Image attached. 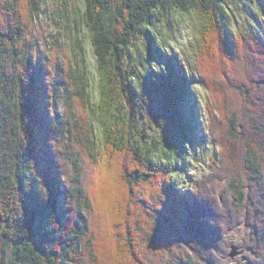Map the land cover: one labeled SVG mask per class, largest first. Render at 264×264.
I'll return each mask as SVG.
<instances>
[{"label":"trees","instance_id":"obj_1","mask_svg":"<svg viewBox=\"0 0 264 264\" xmlns=\"http://www.w3.org/2000/svg\"><path fill=\"white\" fill-rule=\"evenodd\" d=\"M46 1L0 0V264H111L114 254L101 235L107 220L95 214L96 193L91 194L92 166L98 164L95 156L103 147L108 149L105 166L117 153V166L122 165L133 183L126 193L116 187L115 210L110 207L118 228L115 235L128 247L133 264H153L157 246H163L162 253L170 250L163 242L175 233L169 235L158 224L152 227L159 215L184 234L183 241H189L206 264L220 263L213 253L219 258L218 253L228 249L229 235L248 224L240 239L249 249L244 264H264V0H59L74 61L66 64L59 56L61 64L52 61L49 69L40 64L36 41L28 40L25 25L35 22ZM177 15L190 20L196 38L194 59L204 63L199 59L202 38L209 46L206 58L225 63L227 88L233 85L230 97L220 103L225 113L216 105L206 106L211 110L208 134L221 156L216 169L221 183L209 178L211 182L197 181L188 191L171 179L185 167L187 155L179 156V151L183 153V142L193 140L196 104L190 82L168 47L181 33ZM79 22L96 59V99L88 96ZM51 43L57 52L58 44ZM213 63H208L207 73L213 72ZM203 79L201 75V85L209 87ZM58 84L66 94L62 98L68 118L55 113L45 124V107L56 104L58 94L53 91ZM147 93L162 98L163 118L154 112L144 117ZM80 104L87 109L85 117L78 111ZM33 106L41 116L37 126L31 119ZM43 123L59 135L62 163L52 153V133L42 130ZM64 165L69 175L58 169ZM155 172L169 177L167 193L160 186L136 187ZM152 202L162 209L154 210ZM101 206L110 210L108 203ZM189 258L183 264H205L199 259L190 263Z\"/></svg>","mask_w":264,"mask_h":264},{"label":"rangeland","instance_id":"obj_2","mask_svg":"<svg viewBox=\"0 0 264 264\" xmlns=\"http://www.w3.org/2000/svg\"><path fill=\"white\" fill-rule=\"evenodd\" d=\"M76 1L78 4L80 3V0H76ZM62 6L63 5H61V1L59 0H47L45 3H42V6H41L42 11H40L37 18L34 19L35 22H32V24H29V25L24 22L25 25H27L26 27L28 28V30L30 29L26 37L28 38V40L36 41L35 44L37 47L36 53L38 55V59L40 61V64L47 69L53 68L51 64L52 61H58L60 64H61V61H63L66 64L73 63L74 61L72 47L70 46L71 40L70 38L68 39L65 33L66 30L64 28V25L66 27V24H65L66 22L64 19ZM23 11L25 10L23 9ZM22 14H25V13H22ZM177 16L178 18H180L179 32L181 33H180V36H178V39L175 40L174 42H171L168 47H169V50L173 53L172 56H174V62L178 66L177 68H179L180 73L184 74L185 77L188 79V82H190L188 89H189V92L191 93L190 95L191 98L195 99L196 104H195V111L193 112V115H194V120L192 124L193 140H191V143L183 142V146H184L183 153H182V149L181 151H179V156H183V155L185 156V154L187 155L185 157L186 164H185V167L181 169L182 171L179 169V171L177 170V172H174V176H173L174 178H171V179L174 181V183L177 181L178 185L180 186V189H182L183 191H188L190 190V187L192 186L196 187L197 181L204 182V183L211 182L209 178H212V180H216L217 183L219 184L221 183V177L219 176V174L217 175L216 173V169L221 160V156H220L218 147L215 145V143L210 138L209 136L210 134H208V129H207L208 122L207 121L209 120V114L211 113L210 112L211 110L207 111L206 106H209V108H211V106L216 105L218 108L221 109L222 113H225V110L223 111V108L220 103H224V101L222 100L225 97H227L228 94L230 97V93H231L230 90H232L230 89V87H233V85L230 82L229 88H227L228 84L226 82H228L227 76H229V71H227V69L225 68L226 66L225 63L216 64L217 62L216 63H213V62L218 61V60L212 59L213 60L212 62V61H209V58H206L209 52L207 51V49L209 50V46L207 47V45H205L206 42L202 38L201 40L198 38V42L202 46L201 49L204 51V53L202 52L203 57L201 56L202 58L199 57V59H203L204 63L203 62L200 63L199 61H196V59H194L193 44L196 43L195 42L196 38L193 35V31H192L193 29L190 26L191 25L190 20L182 15L181 16L177 15ZM260 19L264 20V16L262 18L260 17ZM79 25H80L79 26L80 28H79V32L77 33V37H79L80 44L83 47V54L85 57V66L87 68L88 78L90 82L89 83L90 88L89 87L87 88V91H89L88 96L90 98L92 96L93 99H96L98 97V82H97V75H96V69H95L96 59L94 56L91 42L89 40L88 33L82 23L79 22ZM53 40H55L56 44H58L59 46V49H57V52L55 51V48L52 47L51 41ZM169 50H168V55L170 54ZM54 53H55V57L53 55ZM52 56L54 57L53 60H51ZM59 56L61 57V59L64 57V59L60 61ZM208 63L210 64L213 63L212 65H214L212 73L206 72L209 66ZM230 66L231 65L229 64L228 69L231 68ZM35 74H36V70L33 68L31 75L33 76ZM201 75L202 77L204 76L203 80L206 82L205 84H208L209 87H203L201 85L202 81H199V78L201 77ZM219 77H221L222 79H220ZM45 81H46V78L44 77V85H46L45 88H47V82ZM218 83L221 84L220 88L216 87V85L219 87ZM224 83L226 85H224ZM54 88L55 89L53 92L54 94L55 92L56 94H58V98L57 99L55 98L57 101H56V104L54 102L53 107L49 105L45 107V109L49 112L45 114L47 115V117L44 118L45 124H46V121H48V119L50 120V117L52 118V116L55 115V113L60 115L62 119L68 118V117L66 118V116L64 115V111L67 110V107H64L63 98L66 97V94L62 93L61 85H59L58 87L55 85ZM216 91L218 93L220 92L219 94L220 97L216 95ZM146 96H147V99H146L147 101L145 100L146 104H142L143 115L145 114L144 117L154 112L163 118L164 104H163L162 98L160 96H157L156 93L155 94L147 93ZM254 97L255 96H253V98ZM214 101L216 102L214 103ZM79 107H78V111H81V115L85 117L84 115H86L87 109L84 108L81 104ZM36 113H37V117H36ZM32 118L34 122H36V126L40 122H42V121L37 120V118L41 120V116H40V112L36 111L35 106H33L31 109V119ZM212 118H215V116H213ZM224 121L225 123L227 122L225 118H224ZM45 124L44 123L41 124L42 126H44L42 130H45L44 132H47L49 130L52 133V138H53L51 140L52 153L55 157H57V160L62 163L63 155H61L59 152L63 151V147L57 139L59 135L56 133V131L50 130L48 127H46L47 125ZM187 144H191V146L189 147L190 150H187ZM123 149L124 147L120 149L122 152L121 155L119 151V155H120L119 158L121 156H124ZM105 150L107 151L108 149L107 148L104 149L103 147L102 150H99L97 152V155L95 156V158L98 161V164L96 165L93 164L92 166V170H94L93 177H95L94 179L95 181H94V185L91 187V194L92 196H94V193H96V196L94 198L95 199L94 201L95 209L94 210H95V214L96 215L98 214L99 215L98 217L100 219L101 217H104L107 220L105 223L106 225L105 229L103 230L101 235L103 238H105V242H106L105 244L107 245V248H109L112 251V253L114 254L113 257H115L112 259V262L110 261V263L111 264H128L130 262L131 264H133V261L131 260H134V259L132 258L131 255L127 253L128 247L121 246L120 238L117 235H115L116 234L115 232L118 231V228L116 225H114V221H112V219L114 220V218L111 212L112 211L111 208L115 210L114 203L117 202L116 198L119 196V191L116 189V187H118L119 189L121 188L124 191V193H126L129 187L131 186L130 184H133V183L132 181L131 183L127 181L126 177L124 176L125 173L123 171V167L121 166V164L119 165V167L117 166V163H118L117 153L115 154L114 158L113 157L110 158L112 159L111 165H109L108 167L105 166V159H104L105 155L103 156V154H105ZM179 156L176 157L177 160L179 159ZM178 161L180 162V159ZM225 164L227 165L228 162H226ZM58 169L62 173L64 172L67 175H69L71 172V170H69L66 165L58 166ZM155 173L151 174V176L148 177V179L141 178V180L138 181L139 183L136 184V187L138 188L139 186L141 189L147 187L145 189H148V188H151L150 187L151 185H153V188L158 190L160 186L162 188L161 190L163 191V193L164 192L167 193V191L171 189L168 187V184H166V180L169 179V177L168 176L166 177V175H162V176L158 175L160 173H156V174ZM216 176H219V177L217 178ZM102 183H103L102 185L103 189L100 192L99 186ZM226 186L227 184L225 183V187ZM167 188L168 190H166ZM221 189L223 190L224 188L220 186V190ZM161 190L155 191V192L156 193L159 192L160 194L162 193ZM120 201H121V198H118L119 203ZM254 201L257 204V202L260 200L257 199L256 197ZM103 202L106 204L108 203L110 210L105 211L103 208H101L102 207L101 203L103 204ZM152 203H153V207H156L154 210H156L158 208V206L155 205L156 202H152ZM218 203L221 204V202L219 201ZM159 218H160V215H159ZM159 218L157 219V222L155 224H154L155 221L153 222L152 227L158 224L159 225L158 227L161 229L162 228L165 229V232L169 233V235L173 231L175 233V236L173 234L174 237L171 238V241H169L167 238L164 237L166 240H164L163 245L165 244L167 248L168 247L170 248V250L167 249L166 253L164 252L162 253L160 249L163 246L161 247L157 246L156 253L158 255L152 258L153 264H183L184 259H187L188 254L190 255V257H192V259L189 258L190 263H192V261L196 262L195 260L199 259V262L206 264L208 260L206 258H203L201 255L199 257V254L197 253V251L194 252V250L190 247L189 241L187 240L183 241L184 240L182 239L183 238L182 236H184L183 233L181 234L182 236H180L176 230L174 231L173 228L170 227L168 220L165 216L163 218H160V219ZM246 225L249 227L248 224ZM246 225L241 224L240 225L241 231L235 230L231 235H229V239L227 240L228 249L223 250V253L221 250V252L218 253L219 258L216 256L217 253L216 255H215V252L213 253L215 257V261H217V259L218 260L220 259L221 262L220 263L218 262L219 264H224V263L225 264L227 263L244 264V261H248V258H249L248 250L249 249H247L246 247H242L243 243L240 241L241 237L245 236L246 230H249V229H246ZM236 229L238 228L236 227ZM158 238L160 239L161 236ZM222 239H223V236H222ZM232 239L236 240L237 243H234ZM94 242L95 244H97L98 241H94ZM174 242L175 244H173ZM233 247H235L236 252H235V255L232 256L233 257L232 258L230 252L233 251ZM148 248L150 249V246ZM152 254L150 255L152 256ZM145 263H148V262H145Z\"/></svg>","mask_w":264,"mask_h":264},{"label":"bare ground","instance_id":"obj_3","mask_svg":"<svg viewBox=\"0 0 264 264\" xmlns=\"http://www.w3.org/2000/svg\"><path fill=\"white\" fill-rule=\"evenodd\" d=\"M196 48V47H195ZM45 77V76H44ZM63 88V87H62ZM53 112V111H52ZM110 112V111H109ZM63 115V114H62ZM64 118V117H63ZM62 125V124H61ZM59 129V128H58ZM208 141V140H207ZM246 143V142H245ZM213 145V144H212ZM218 145V144H217ZM219 149V148H218ZM214 153V152H213ZM115 154V153H114ZM219 156V155H218ZM223 163V162H222ZM127 165V164H126ZM122 166V165H121ZM219 167V166H218ZM217 183V182H216ZM258 187H259V185H258ZM179 188V187H178ZM260 188V187H259ZM200 190V189H199ZM192 193H193V191H192ZM216 193V192H215ZM184 194H186V193H184ZM208 194V193H207ZM205 197V196H204ZM203 197V198H204ZM181 198V197H180ZM207 198V197H206ZM176 201V200H175ZM148 202V201H147ZM185 203V202H184ZM203 204H205V203H203ZM160 206V205H159ZM160 207H162V206H160ZM165 207V206H164ZM212 207V206H211ZM159 208V207H158ZM128 209V208H127ZM160 210L162 209V208H159ZM133 210V209H132ZM142 211V210H141ZM149 211V210H148ZM131 212V211H130ZM144 212H147V210L146 211H144ZM152 212V211H151ZM160 212V211H159ZM173 212V211H172ZM142 213V212H141ZM153 213V212H152ZM129 215H131V214H129ZM143 215V214H142ZM173 216V215H172ZM217 216V215H216ZM131 217V216H130ZM141 217V216H140ZM139 217V218H140ZM201 217V216H200ZM213 217V216H212ZM215 217V216H214ZM242 217H243V215H242ZM86 218V217H85ZM199 218V217H198ZM82 219V218H81ZM195 219V218H194ZM249 219V218H248ZM128 220H130L129 218H128ZM242 220V219H241ZM142 221V220H141ZM154 221V220H153ZM143 223V222H142ZM147 223V225H149L148 224V222H146ZM245 223H247V222H245ZM223 224V223H222ZM142 226H143V224H141ZM140 225V226H141ZM144 225L146 226V224L144 223ZM252 225V224H251ZM144 227V226H143ZM147 227H149V226H146V230H147ZM226 227V226H225ZM225 227H223V228H225ZM228 228V227H227ZM227 228H226V230H227ZM144 229H145V227H144ZM143 229V230H144ZM223 230H225V229H222V231ZM181 231V230H180ZM241 231V230H240ZM208 232V231H207ZM253 233V232H252ZM212 234V233H211ZM223 234H224V232H223ZM138 235V234H137ZM189 236V235H188ZM233 236V235H232ZM138 237V236H137ZM221 237V236H220ZM238 240V239H237ZM235 241V240H234ZM244 241V240H243ZM214 242V241H213ZM263 243V242H262ZM231 244V243H230ZM252 245V244H251ZM217 246V245H216ZM215 246V248L217 249V247ZM211 251H212V249H211ZM243 251V250H242ZM213 252H214V250H213ZM262 253V252H261ZM264 253V252H263ZM257 255V254H256ZM233 258V257H232ZM246 258H247V256H246ZM228 259V258H227ZM237 259V258H236ZM225 261V260H224ZM258 261V260H257ZM227 262V261H226ZM245 262V261H244ZM225 264V263H224Z\"/></svg>","mask_w":264,"mask_h":264},{"label":"water","instance_id":"obj_4","mask_svg":"<svg viewBox=\"0 0 264 264\" xmlns=\"http://www.w3.org/2000/svg\"><path fill=\"white\" fill-rule=\"evenodd\" d=\"M235 252H236V251H235V247H233V251L230 252L231 257L235 255Z\"/></svg>","mask_w":264,"mask_h":264}]
</instances>
